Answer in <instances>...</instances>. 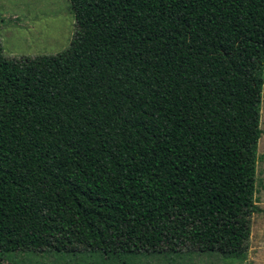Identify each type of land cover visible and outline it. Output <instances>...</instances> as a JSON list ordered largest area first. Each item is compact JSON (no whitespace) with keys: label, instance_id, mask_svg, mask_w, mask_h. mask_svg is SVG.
Wrapping results in <instances>:
<instances>
[{"label":"trees","instance_id":"obj_1","mask_svg":"<svg viewBox=\"0 0 264 264\" xmlns=\"http://www.w3.org/2000/svg\"><path fill=\"white\" fill-rule=\"evenodd\" d=\"M69 2L65 50H0V257L243 262L258 210L264 0Z\"/></svg>","mask_w":264,"mask_h":264},{"label":"rangeland","instance_id":"obj_2","mask_svg":"<svg viewBox=\"0 0 264 264\" xmlns=\"http://www.w3.org/2000/svg\"><path fill=\"white\" fill-rule=\"evenodd\" d=\"M76 31L69 0H0V50L6 58L56 54L65 50ZM264 78V65L262 67ZM257 145L255 201L247 258L223 261L216 255L183 253L141 257L140 264H264V87ZM79 252L52 250L3 254L0 264H84L94 258ZM86 260V261H85ZM139 264V263H137Z\"/></svg>","mask_w":264,"mask_h":264},{"label":"crops","instance_id":"obj_3","mask_svg":"<svg viewBox=\"0 0 264 264\" xmlns=\"http://www.w3.org/2000/svg\"><path fill=\"white\" fill-rule=\"evenodd\" d=\"M256 204H257V203H256ZM257 206H258V205H257ZM258 210H259V207H258ZM258 210H257V211H258Z\"/></svg>","mask_w":264,"mask_h":264}]
</instances>
